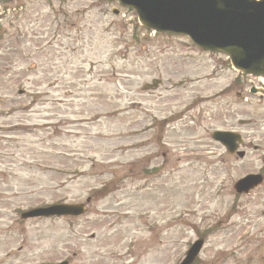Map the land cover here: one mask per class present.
I'll use <instances>...</instances> for the list:
<instances>
[{
  "label": "rangeland",
  "instance_id": "374dc122",
  "mask_svg": "<svg viewBox=\"0 0 264 264\" xmlns=\"http://www.w3.org/2000/svg\"><path fill=\"white\" fill-rule=\"evenodd\" d=\"M250 82L107 0L0 2V264H179L199 238L193 264H264V183L232 189L264 179ZM215 130L242 135L243 160ZM87 198L78 218L20 220Z\"/></svg>",
  "mask_w": 264,
  "mask_h": 264
},
{
  "label": "water",
  "instance_id": "95a60500",
  "mask_svg": "<svg viewBox=\"0 0 264 264\" xmlns=\"http://www.w3.org/2000/svg\"><path fill=\"white\" fill-rule=\"evenodd\" d=\"M108 1L132 10L145 29L187 37L203 51L226 55L232 68L241 74L264 78V0ZM159 83L154 80L151 85H144L142 91L155 90ZM211 139L230 155L243 158L244 153L237 152L242 143L238 134L215 131ZM261 183V176L248 175L236 182L234 190L247 194ZM83 213L82 205L60 204L28 211L21 219L77 217ZM201 247L202 240L195 242L181 264H191Z\"/></svg>",
  "mask_w": 264,
  "mask_h": 264
}]
</instances>
